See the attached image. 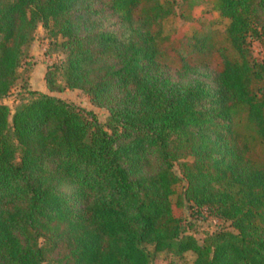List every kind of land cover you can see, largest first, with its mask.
Instances as JSON below:
<instances>
[{
  "label": "trees",
  "instance_id": "obj_1",
  "mask_svg": "<svg viewBox=\"0 0 264 264\" xmlns=\"http://www.w3.org/2000/svg\"><path fill=\"white\" fill-rule=\"evenodd\" d=\"M209 1L224 31L188 37L164 33L175 1L0 0V264H154L146 245L264 264V0ZM38 26L64 55L46 88L84 92L105 125L44 93L2 103ZM185 204L222 226L198 242Z\"/></svg>",
  "mask_w": 264,
  "mask_h": 264
},
{
  "label": "rangeland",
  "instance_id": "obj_2",
  "mask_svg": "<svg viewBox=\"0 0 264 264\" xmlns=\"http://www.w3.org/2000/svg\"><path fill=\"white\" fill-rule=\"evenodd\" d=\"M162 3L175 1V13L163 21V30L165 34L186 35L188 37L195 33L199 23L206 26L209 20H213L212 29L224 31L228 21L222 18L209 0H193L191 10V19L186 15L182 16L179 0H160ZM253 55L261 60L264 59V39L261 42L252 43ZM64 58L61 50L56 48L52 40L48 38L46 31L38 26L34 32V39L30 47L29 56L23 60V64L18 69V80L11 89L8 97L2 100L11 111L19 104L23 98H28V92L44 93L50 96L58 97L68 103L93 112L97 119L106 124L108 112L95 106L90 98L82 91L74 89H65L62 92H51L46 88L44 75L47 67ZM174 170L179 174L178 164L174 165ZM185 181L180 180L174 187L175 194L171 197L175 201L178 194L185 188ZM182 214L185 220L186 232L192 235L198 242H201L206 235L215 232L222 223L205 209L201 214H196L187 204L182 207ZM146 250L152 254L154 264H165V255L155 253L152 245H146ZM194 260V254L188 252L184 257V264H191ZM50 264V263H47Z\"/></svg>",
  "mask_w": 264,
  "mask_h": 264
}]
</instances>
